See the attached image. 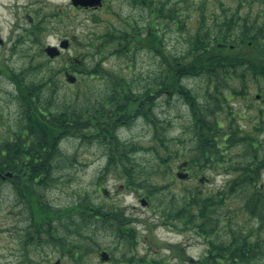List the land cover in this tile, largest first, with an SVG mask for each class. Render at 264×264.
<instances>
[{
	"label": "trees",
	"instance_id": "16d2710c",
	"mask_svg": "<svg viewBox=\"0 0 264 264\" xmlns=\"http://www.w3.org/2000/svg\"><path fill=\"white\" fill-rule=\"evenodd\" d=\"M140 2L148 8V23L142 28L129 23L125 29L101 35V47L97 50L102 55L104 46L115 44L114 52L120 57L128 56L132 50L135 53L146 50L159 54L161 67L147 87L134 90V82L119 71L107 69L104 66L107 57L102 56L95 65L84 63L80 72L90 79L101 78L105 83L103 95L92 103L89 101L83 108H58L51 84L55 86L58 83V74L69 73L66 66H70L69 62L61 71L46 68L42 76L28 74V80L23 71L10 75L18 92L16 99L23 121L14 140L0 144V190L5 181H10L12 191L27 207L30 224L26 228L28 238L24 248L33 241L43 246L49 244L54 249L60 247L57 250L61 256L69 253L76 264H81L86 253L83 254L82 248L74 242L67 245L56 225L73 224L71 217L75 215L86 225L88 217L97 218L99 215L100 228L115 230L120 241L127 240L129 250H135L134 228L129 226L137 218L127 219L121 209L109 212L103 206L90 208L88 205H77L58 209L44 199L45 190L54 179V164L61 153L60 141L66 136L98 142L105 149L107 163L103 175L113 167L115 171H120L118 177L124 179L121 175L126 173L125 181L131 190L153 186L155 183L151 184V176L137 177L138 172L131 165L135 158L132 153L138 150L137 144L123 141L118 129L130 125L135 116H143L153 126V133L155 131L153 152L159 160L165 161L161 152L170 150L171 144L166 127L155 112V99L162 94L177 93L183 96L192 110L194 123L191 132L195 146L189 150V164L194 165L197 172L210 167L230 174L228 183L215 191L204 192L195 186L185 187L180 198H177V204L171 199L168 207L163 209L161 215L166 221L181 232L194 231L203 239L207 249L202 257L193 261L186 253V247L177 244V257L182 263L190 264H264L261 261L264 256V184L261 181L264 153H261L263 139L259 137V132L263 130L259 119L261 111L253 130H247L241 122L239 111L228 105L224 116L221 108L207 107L206 100H199V96L183 83L185 78L206 75L209 87L204 98L210 96L214 105L220 103V96L226 100L224 104L228 103L224 89L231 88V92L236 94L237 89L230 85L235 78L242 83L240 94H245L250 80L258 82L259 78H264V66L260 62L264 47L258 45L259 26L253 20L240 18L237 8L232 11L224 8L223 3L219 4L222 16L218 11L214 13L211 26L201 6L200 13H197V31L188 34L185 39L186 50L173 53L168 50L165 33H161L164 26L161 20L173 24L183 35L185 26L177 17L176 10L168 7V0ZM36 27L39 30V26ZM222 83L223 87L220 86ZM44 86H47L48 92L45 104L42 102L44 93L41 92ZM235 146H240L244 154L225 160V153L230 154ZM170 155L174 159L176 153L170 151ZM169 168L171 177V163ZM7 173L12 175L8 177ZM155 186L159 193L167 187ZM237 200L240 205L233 207ZM227 203V209H223ZM241 212L255 224H241L238 221ZM74 227L79 233V224ZM127 237L131 239L128 241ZM132 260L133 257L125 258L119 264H131Z\"/></svg>",
	"mask_w": 264,
	"mask_h": 264
},
{
	"label": "rangeland",
	"instance_id": "374dc122",
	"mask_svg": "<svg viewBox=\"0 0 264 264\" xmlns=\"http://www.w3.org/2000/svg\"><path fill=\"white\" fill-rule=\"evenodd\" d=\"M140 1L107 0L103 7L89 9L74 6L72 0H0V144L14 140L23 121L16 99L18 92L10 77L12 72L20 74L23 71L28 80V74L42 76L46 68L61 71L69 62L70 66H66L69 76L75 77L74 83L69 82L67 74L63 72L57 75L58 83L55 86L51 84L58 108H83L89 101L92 103L103 95L104 81L101 78L90 79L80 72L84 63L95 65L102 56L107 57L104 61L107 69L119 71L134 82V90H141L152 82V77L161 67L159 54L146 50L135 53L132 50L128 56L120 57L114 52L115 44L104 46L102 55L97 50L101 47V35L125 29L129 23L141 28L148 23V8ZM220 3L229 11L237 8V0H168V7L176 10L177 17L185 26L181 35L173 24L161 20L164 25L161 33H165L168 50L173 53L186 50L185 39L188 34L197 31V13H200L201 6L207 23L212 26L214 13H222ZM183 18L186 20L183 21ZM36 26H39V30ZM49 46L62 47L55 58L47 56L45 49ZM38 65L42 66L36 69ZM183 83L199 96V100H206L207 107L221 108L224 116L229 106L239 111L241 122L247 130H253L261 111L259 119L263 130L259 132V137L263 139L261 153H264V78H259L258 82L250 80L245 94H240L242 83L235 78L230 85L237 89L236 94L231 92V88L224 89L228 103L224 104L226 100L220 96V103L216 105L210 96L204 98L209 87L206 75L185 78ZM223 84L220 86L223 87ZM46 89L47 86L41 88L43 104L48 94ZM256 95L261 97L257 98ZM159 97L155 99V112L164 123L171 144L170 150L161 152L165 161L159 160L153 152L155 131L153 133V126L143 116H135L130 125L118 129L123 141L137 144L138 150L132 153L135 158L131 163L138 172L137 177L151 176V184L155 183L153 186L131 190L125 181L126 173L120 174L124 179L118 177L120 171H115L113 167L103 175L107 156L98 142L81 140L77 136H66L60 141L61 153L54 164V179L47 186L44 199L58 209L77 205H88L90 208L103 206L109 212L121 209L127 219L137 218L129 226L134 228L132 232L136 240L133 252L129 250L127 240L120 241L115 230L100 228L99 215L97 218L88 217L86 225L78 215L71 217L73 224L69 226L56 225L67 245L74 242L82 248L83 254L86 253L80 260L81 264H119L131 257L134 259L131 264H190L182 263L177 257V244L186 247V253L193 261L202 257L207 250L203 239L194 231H179L161 214L171 199L177 204V198H180L185 187L195 186L204 192L215 191L228 183L230 174L210 167L197 172L194 165L189 164V150L195 146L191 132L194 123L192 110L183 96L177 93ZM170 151L176 153L174 159L172 155L169 156ZM237 154H244L240 146H235L230 154L225 153V160ZM170 163L173 170L171 177ZM181 166L183 169H180ZM178 173H187L188 176L181 178ZM261 181L264 184V174ZM11 184L5 181L0 190V264H76L69 253L61 256L60 247L57 250L49 244L43 246L33 241L24 248L28 238L26 228L30 224L29 213L26 205L12 191ZM155 185L157 188L167 187L159 193ZM148 192L155 194L145 195ZM143 199L146 200L145 205H142ZM239 205L237 200L233 207ZM227 206L228 203L223 209H227ZM240 215L238 221L241 224H255L249 221L248 215H243V212ZM74 223L79 224V233L75 231ZM127 239L129 241L131 238ZM103 252L109 255L107 261L101 258ZM261 261L264 263V256Z\"/></svg>",
	"mask_w": 264,
	"mask_h": 264
},
{
	"label": "flooded vegetation",
	"instance_id": "af4514ba",
	"mask_svg": "<svg viewBox=\"0 0 264 264\" xmlns=\"http://www.w3.org/2000/svg\"><path fill=\"white\" fill-rule=\"evenodd\" d=\"M106 2L107 0H103L101 7ZM236 7L240 18L253 20L259 26L260 38L258 45L264 47V0H237ZM88 8L90 9L91 7ZM260 59L261 64L264 66V56Z\"/></svg>",
	"mask_w": 264,
	"mask_h": 264
},
{
	"label": "water",
	"instance_id": "95a60500",
	"mask_svg": "<svg viewBox=\"0 0 264 264\" xmlns=\"http://www.w3.org/2000/svg\"><path fill=\"white\" fill-rule=\"evenodd\" d=\"M73 4L78 6V5H82V6H92V7H97V6H101L102 4V0H73ZM63 46V43L61 44ZM45 52L47 53V55L49 57H55L56 55H58L60 53L59 49H57L56 46H49L45 49ZM68 81L71 83H74L75 81V77L72 75H68ZM8 177H10L12 174L11 173H7L6 174ZM188 174H179V177L183 178V177H187ZM146 204V200L143 199L142 200V205ZM101 258L105 261H107L109 259V255L106 252H103L101 254Z\"/></svg>",
	"mask_w": 264,
	"mask_h": 264
}]
</instances>
